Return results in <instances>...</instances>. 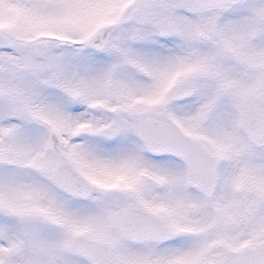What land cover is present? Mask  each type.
<instances>
[{"label":"snow or ice","instance_id":"6c2138e0","mask_svg":"<svg viewBox=\"0 0 264 264\" xmlns=\"http://www.w3.org/2000/svg\"><path fill=\"white\" fill-rule=\"evenodd\" d=\"M0 264H264V0H0Z\"/></svg>","mask_w":264,"mask_h":264}]
</instances>
